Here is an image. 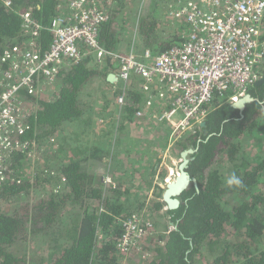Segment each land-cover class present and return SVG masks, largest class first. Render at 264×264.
I'll list each match as a JSON object with an SVG mask.
<instances>
[{"label":"trees","instance_id":"1","mask_svg":"<svg viewBox=\"0 0 264 264\" xmlns=\"http://www.w3.org/2000/svg\"><path fill=\"white\" fill-rule=\"evenodd\" d=\"M60 3L0 0V56L7 49L24 50L32 41L37 50L48 49L52 34L43 30L34 35L26 27L24 16L30 11L36 21L48 27L59 15ZM158 3L152 0V9L141 16L139 32L146 47L163 52L174 41L158 43L154 36L159 25ZM121 29L117 13H112L101 28V46L108 51L118 50L119 44L128 40ZM94 58L90 54L72 66H61L58 93L53 100L22 92L27 129L21 140L40 146L57 137L60 149L49 152L51 164L41 181L30 177L31 172L25 169L30 167L27 152L15 156V173L0 186V201L19 202L15 211L0 210V264H29L26 255H19L15 248L29 241L41 246L37 239L40 235L51 243L48 255L39 259L32 255L31 264H122L127 255L118 247L123 234L120 221L148 204L142 191L153 185L157 162L147 166L137 156L128 167L123 164L113 171L112 177L117 180L113 186L103 179L106 172L112 171L110 165L102 174L98 171L103 158L110 157L111 147L117 148V144L106 140L95 145L85 143L83 147L79 141H67L64 132L68 124L78 122L85 128L92 125L91 106L81 96L91 90V80L101 74L93 66ZM1 81L0 76V91ZM249 93L259 100L248 104L243 114L230 102L215 99L216 107L205 125L178 141L181 150L199 147L189 155L193 159L188 167L199 188L192 183L180 196V208L168 211L175 228L162 236V245L156 246L150 264H264V154L252 158L244 148L251 139L259 140L261 151L264 147V82L253 85ZM133 97L136 103L142 100L139 94ZM138 108L129 104L124 119L132 120ZM219 154L226 157L217 162ZM224 160L233 166L222 171L220 163ZM233 177L240 183L229 185ZM43 181L50 187L46 196L40 194L35 203L19 200ZM154 189L158 199L151 206L159 211L165 204L159 200L163 188L155 184ZM62 233L66 242L60 243ZM100 234L103 239H99Z\"/></svg>","mask_w":264,"mask_h":264},{"label":"built area","instance_id":"2","mask_svg":"<svg viewBox=\"0 0 264 264\" xmlns=\"http://www.w3.org/2000/svg\"><path fill=\"white\" fill-rule=\"evenodd\" d=\"M60 1V13L48 27L36 21L30 11L24 16L34 35L43 30L52 34L48 49L37 50L32 41L24 50L7 49L0 56V186L15 173V156L27 152L31 159L36 144L21 140L27 129L22 92L53 100L61 66H72L93 54L107 63L102 78L108 81L110 73L115 74L118 82L114 89L124 93L138 77L144 101L135 116L145 114L167 124L171 129L169 148L201 127L216 107L215 99L238 101L263 75L264 0H179L171 6L169 18L175 26L181 25L183 40L163 52L150 47L140 52L102 47L100 31L110 18L111 0ZM117 99L119 110L134 104L122 92ZM182 160L181 154L173 159L174 168L170 166L163 181L155 184L164 187L179 175ZM29 168L25 167L26 171ZM103 179L116 186L111 175ZM153 211V206L146 204L120 221L121 251L129 254L141 245L142 238L155 232ZM103 238L100 234L99 239Z\"/></svg>","mask_w":264,"mask_h":264},{"label":"rangeland","instance_id":"3","mask_svg":"<svg viewBox=\"0 0 264 264\" xmlns=\"http://www.w3.org/2000/svg\"><path fill=\"white\" fill-rule=\"evenodd\" d=\"M157 1L159 3L157 5L156 13L158 16L159 25L155 29L154 36L156 37L157 41H159L158 43H160L162 41H166L167 39H170L171 37H173V33H174L173 30H178V28L175 26V24L172 23L169 17H170L171 6L173 4L175 6L176 2H178L179 0H157ZM151 3H152V0H124V1L122 0V2L118 0H113V1L111 0V3L110 4L108 3L109 11L111 12V14L117 13V23L121 25L122 27L121 30L124 33L123 34L124 37L126 36L128 38V40L125 41L127 42V44H125L123 48L126 47V49L128 48L127 50L129 51L132 49H135L136 52H140L143 49L148 48L145 46V39L142 33L139 32L140 31L139 25L141 22V16L146 15L152 9ZM176 33H178V31H176ZM180 33H181L179 34L180 36L183 35L181 30H180ZM129 51H124V52H129ZM98 65H99L98 69L99 71H101L106 68L107 63L103 64L98 60ZM94 82L95 81H93L92 84H95ZM92 87H94V85L91 86V90H92ZM120 92H122L124 96L130 98V100L133 101L134 104H136L137 106L140 104V103H136V100L134 99L133 94L130 95L127 91H125L124 93L122 89L120 90ZM90 95H88L87 102L91 106L90 115L92 116V125L88 128H85L82 124L78 122L68 124L66 127L67 129H65V132H64L66 134L67 139L69 138L67 141H69L70 139L72 143H75L74 140H76L77 142L79 141V144L84 147L86 146V144L95 145L96 143H98V141L104 142L106 140L112 144L113 143L117 144L119 143V140L121 139L120 132L123 133L124 129H127L126 133L130 134L131 136L141 135V138L143 140H140L141 142L139 141V144L130 145V146L128 144H124L125 147L123 145L121 146V152H122L121 159L125 160L123 161V164H126L125 167H128L129 161L131 160L134 161V159H137V156L140 158L141 162H144L143 164L146 163L147 166L151 165V163L157 162V167H156V171L154 174L155 177L153 176V179L157 181L158 183H161L163 181L164 176L168 174L169 167L174 166L173 159H177L178 156H180L181 154L180 152L182 151L181 148H179L178 144L176 145L174 144L172 145L170 149L174 151L175 155H173L170 150L168 157L162 158L167 148V145H169V135H170L171 129L168 128V125L165 123H160L157 120H154L152 116L148 117L145 114L144 116L135 117V114H136L135 112L134 115L132 116V120L135 117L136 118L135 121H137V124L134 125V127L130 126V123H133L132 120L124 119L125 117L124 114H126L127 107L129 105L122 108V110H118V107H117L115 111L114 109L115 105L111 104L110 107L106 109L104 106H102V101L99 98L98 100L96 99L97 101H93L94 94H90ZM118 95H120L119 92H117L116 96ZM139 95H142L141 96L142 101H144V95L143 93L140 92V90H139ZM111 101H114V100H111ZM120 123L124 124L125 127L121 128ZM150 123H152L153 125L150 126ZM138 127H143V129L141 128L140 132H137L139 131ZM182 137H185V136L183 135ZM59 143H60V140L57 139V137H55L49 141H46L45 143H41L42 145L40 146L39 144H35V148L33 149V155L31 156V159L29 161V164H30L29 171L31 172L30 177L34 178L35 180L36 179L40 181L42 180V177H44L45 173L48 172V170L45 172L44 170H46L47 169L46 167L51 164L50 158H48V156L52 153H49V152L50 151L54 152L55 150L58 151L60 149ZM260 147H261V144L259 140L251 139L248 145H246L244 148L246 149L247 152L251 154L252 158H260L261 154H264V147L262 151L260 150ZM112 152H117V150H112ZM170 155H172L173 158L170 157ZM130 156L131 158H128ZM225 157L226 156L222 154L217 155L216 156L217 162ZM110 161H111V156L108 158L107 157L103 158V160L101 161V167L105 168V166ZM161 165H162V168H161ZM220 165H222L220 167L222 171H225L226 167L231 168L233 166L232 164H229L227 160H224L222 163H220ZM215 166H216V161H215ZM160 168H161V171L159 172ZM38 170L42 172L38 173ZM100 173L102 174V172ZM107 173L108 175H111V176L114 175L113 171L106 172L105 175ZM150 189L151 187L147 190L148 192L144 191L143 193H144V198L147 199L148 201L147 202L148 205H153L151 204V202L154 201L156 198V194H155L156 190L154 189L153 191L150 192ZM49 191H50L49 184H45V181L39 182L36 188H32L31 192L28 195H25L22 199H19V200L35 203L39 201L38 198L40 197L39 196L40 194H43L44 196H46L47 192ZM158 192H160V190H158ZM160 198L161 197H159V200L161 201ZM18 204L19 202L13 203L12 201H0V210L1 211H11V210L15 211L18 208ZM162 209L166 210L165 207H163ZM155 213H158L157 218L155 217ZM153 214H154L152 217L153 219L154 218H156V220L160 219L159 225L158 224L156 225V222H155V229L157 227V229L159 228L160 230L158 229V232H156V230L155 232L152 231L148 236L154 235L156 233L154 237L151 238V241L155 242V240H157L156 241L158 243L157 245H159L160 238H162V236L166 235L165 233H168L171 230V226H173V224L167 225L168 224L167 221L165 220L163 221V219H166V218L160 216L162 215L160 210L156 211L154 208ZM148 238L149 237L142 238L141 239L142 246L139 245L136 248H134V251H135L139 247H141L138 253L142 257L145 256V258H147L146 252L149 250L148 249L149 245L148 243H146ZM37 239H38V243L41 246H39L35 241L33 242L29 241L27 242V244L23 243L24 244L23 247L22 245H20L18 246V248H15L16 252L19 255H24V254L26 255L29 261V264H31L32 255L33 256L36 255V258L38 259L47 258V255H48V249L51 243L47 242V238L44 235L37 236ZM53 241H52V246L54 245ZM63 242H66L64 233H62L61 235L60 243H63ZM19 248H21L20 252L17 251ZM133 255L136 256V254H133ZM133 261L136 263L138 262L137 264H144L146 262L145 259H141V261H136L135 259H133ZM124 263L129 264V262H125V259L122 261V264ZM205 264H208V263L205 262Z\"/></svg>","mask_w":264,"mask_h":264},{"label":"crops","instance_id":"4","mask_svg":"<svg viewBox=\"0 0 264 264\" xmlns=\"http://www.w3.org/2000/svg\"><path fill=\"white\" fill-rule=\"evenodd\" d=\"M177 28H178V30H173L174 31V33H173V37H171L170 39H167L166 41H168V40H173L174 42H173V44H172V46L173 45H176V44H179L183 39H182V37L179 35V34H181L180 33V30L182 29V27H181V25H177L176 26ZM176 31H178V33H176ZM182 31V30H181ZM125 44H127V42H125V41H123V42H121L119 45V49H118V51H129V50H127L126 49V47L125 48H123L124 46H125ZM171 46V47H172ZM141 48V47H140ZM153 49V48H152ZM154 50V49H153ZM94 56V55H93ZM95 59V62L93 61V66L95 67V68H97L98 69V67H99V65H98V59L97 58H94ZM99 70V69H98ZM93 81H95L94 83L95 84H92V85H94V87L92 88V90L90 91H88V92H86L85 94H83L82 96H81V99H82V101H85L87 104H89L87 101H88V95H90V94H94V96H93V101H97L98 100V98L102 101V106H104L106 109H108L109 107H110V105L111 104H114L115 105V111H116V109H117V107H118V103L116 102L117 101V96H116V94H117V92H119L120 93V90H115L114 88H115V86H117V83H115V84H112L110 81H105L103 78H102V76H101V74L100 73H98V76L96 77V78H93L92 80H91V83H93ZM139 81H140V79L137 77V78H134V79H132V82L130 83L131 85H129V88L133 85V87H132V89H130L128 92H129V94L130 95H134V94H139V90H138V83H139ZM90 92V93H89ZM90 96H92V95H90ZM89 96V97H90ZM142 96V95H141ZM97 99V100H96ZM111 100H114V101H111ZM130 100V98H128V101ZM99 102V101H98ZM116 104H115V103ZM141 103H143V101L141 100V102H140V104ZM118 110H119V107H118ZM148 116V115H147ZM136 117V116H135ZM134 117V119L132 120V122L133 123H130V126H133L134 127V125H136L137 124V121H135L136 120V118ZM149 117V116H148ZM152 121V120H151ZM153 124L152 123H150V126H152ZM146 127V126H145ZM143 129V127H138V129H139V131H137V132H140V129ZM127 132V129H124L123 130V133H121L120 132V135H121V139L119 140V143H117V148L115 149V148H112L111 147V149H110V151H111V153H110V155H111V161L107 164V165H110V167H111V169L110 170H112V171H117V169H119V168H122L123 167V161H125L124 159L122 160L121 158H122V152H121V146L123 145L124 147H125V145L124 144H128L129 146L130 145H136V144H139V141L140 140H143L142 138H141V135L140 136H135V135H130V134H127L126 133ZM137 135V134H136ZM78 140V139H77ZM99 142V141H98ZM141 142V141H140ZM169 146L170 145H167V148H166V150H165V152H164V154H163V157L162 158H164V157H168V154H169V151L171 150L170 148H169ZM165 149V148H164ZM112 150H117V152H112ZM171 153L173 154V155H175V153H174V151H172L171 150ZM170 157H172L173 158V156L172 155H170ZM128 158H131V156L130 157H128ZM115 162H119V164H117V165H115L114 163ZM102 169V170H101ZM104 168H100L99 169V171L98 172H104V170H103ZM116 175H118V174H116ZM155 177V176H154ZM114 178H115V176H114ZM116 179V178H115ZM117 179H118V176H117ZM117 181V180H116ZM127 183H129L128 181H127ZM153 185L151 186V189H150V192L151 191H153V189H154V185H155V180L153 179V183H152ZM142 192H144V191H142ZM160 212L162 213V215H161V217H164V218H166V219H163V221L165 220V221H167V225H171L172 224V221H171V219H170V216H168V213H167V211L166 210H164V209H162V210H160ZM157 216H158V213H155V217L157 218ZM156 218H154L153 219V221H154V223L156 222V225L158 224H160V219L159 220H156ZM160 227V226H159ZM159 229V228H158ZM158 229H157V227H156V232H158ZM160 230V229H159ZM163 230V229H162ZM164 232V231H163ZM165 233V232H164ZM156 234V233H155ZM154 234V235H155ZM165 234H167V233H165ZM154 235H150V236H146V238L147 237H149L148 239H147V241H146V243H148V251L146 252V256H147V258H145V256H141L138 252H139V250L141 249V247H139L137 250H135L134 251V249L133 250H131V252L129 253V254H127L126 256H125V262H129V264H137L136 262H134L133 261V259H135L136 261H141V259H145V263L144 264H150V262H151V259L156 255V252H155V248H156V246H157V240H155V242H153V241H151V238L152 237H154ZM148 240H149V242H148ZM159 245H162V242H161V238H160V240H159ZM141 246H142V243H141ZM143 248V247H142ZM134 251V252H133ZM133 254H136V256H134ZM124 264H127V263H124Z\"/></svg>","mask_w":264,"mask_h":264},{"label":"water","instance_id":"5","mask_svg":"<svg viewBox=\"0 0 264 264\" xmlns=\"http://www.w3.org/2000/svg\"><path fill=\"white\" fill-rule=\"evenodd\" d=\"M108 81H110L112 84L117 83V76L113 73H110V75L108 76ZM263 82L264 74L256 84L258 85ZM258 100L259 99L257 97L253 96L251 93H248L246 96L240 98L238 101H234L233 103H231V105L234 108L239 109L243 114L248 104ZM204 125L205 121L201 124V126ZM192 153H194V149L192 148H186L181 152V157L183 160L179 165V175H177L170 182L166 183L163 187L162 198L166 203V209L167 207H170L172 209L179 205V203L181 202L180 196L182 195V192L190 186L191 182H194L196 186L198 185L197 179L192 178L190 172L188 171L189 163L193 159L189 157V155ZM172 224L174 225L173 222Z\"/></svg>","mask_w":264,"mask_h":264},{"label":"flooded vegetation","instance_id":"6","mask_svg":"<svg viewBox=\"0 0 264 264\" xmlns=\"http://www.w3.org/2000/svg\"><path fill=\"white\" fill-rule=\"evenodd\" d=\"M245 110H246V109H245ZM240 112H241V111H240ZM244 112H245V111H244ZM244 112H243V113H244ZM200 141H201V138L198 139V143H199ZM193 147H195V146H189V148L194 149V152H196V151L198 150V148H199L198 146H196L195 148H193ZM182 151H183V150H182ZM182 151H181V152H182ZM181 152H180V153H181ZM189 164H190V163H189ZM192 178H196V177H195V176H192ZM192 183H194V182H191V184H192ZM191 184H190V186H191ZM194 185H195V184H194ZM190 186H189V187H190ZM195 186H196V185H195ZM196 187L199 188L198 185H197ZM186 190H187V189H185V190L182 192V194H183ZM162 197H163V194L161 195V198H160V199H161V201H162L163 203H165V201L163 200ZM180 199H181V197H180ZM181 204H182V200H181V202L179 203V205H177L176 207H174V208H172V209H171L170 207H167V209H166L167 213H168V211H170V210H171V211H174V210L179 209L180 206H181ZM165 206H166V203L164 204V207H165ZM168 206H169V205H168ZM165 208H166V207H165ZM174 214H175V213H174ZM168 216L171 217L172 215H171L170 213H168Z\"/></svg>","mask_w":264,"mask_h":264},{"label":"clouds","instance_id":"7","mask_svg":"<svg viewBox=\"0 0 264 264\" xmlns=\"http://www.w3.org/2000/svg\"><path fill=\"white\" fill-rule=\"evenodd\" d=\"M240 183V181L239 180H237V179H235V177H233V179H230L229 181H228V184L229 185H231V184H233V183ZM163 188V187H162ZM154 190V189H153ZM174 226V225H173ZM175 228V227H174ZM172 230V229H171Z\"/></svg>","mask_w":264,"mask_h":264},{"label":"bare ground","instance_id":"8","mask_svg":"<svg viewBox=\"0 0 264 264\" xmlns=\"http://www.w3.org/2000/svg\"><path fill=\"white\" fill-rule=\"evenodd\" d=\"M174 167L173 166H171V169H173ZM108 175V174H107Z\"/></svg>","mask_w":264,"mask_h":264}]
</instances>
